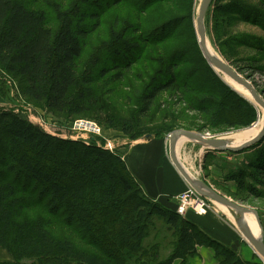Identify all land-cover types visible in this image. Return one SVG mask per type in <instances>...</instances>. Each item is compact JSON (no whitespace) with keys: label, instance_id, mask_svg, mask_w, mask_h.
Returning a JSON list of instances; mask_svg holds the SVG:
<instances>
[{"label":"trees","instance_id":"1","mask_svg":"<svg viewBox=\"0 0 264 264\" xmlns=\"http://www.w3.org/2000/svg\"><path fill=\"white\" fill-rule=\"evenodd\" d=\"M120 2L111 0L110 5L107 0H73L68 10L55 5L59 23L56 30L45 11L29 8L20 0H0V71L18 81L27 99L45 103L51 112L74 115L89 110L85 106L89 97L93 99L92 84L112 71L118 72L116 79H121L122 72L129 71L141 58V42L125 39L122 48L113 51L122 64L114 62L109 65L111 70L100 68L95 76L91 71L81 77L78 74V61L88 38L100 28L104 12ZM139 32L140 27H136L134 33ZM173 59L162 62L164 68L140 97L138 118L150 112L162 94L187 88L179 82ZM203 60L207 61L204 56ZM206 64L210 74L219 79L225 100L208 97V101H198L195 110L208 119L210 127L251 126L259 117L257 106L233 92ZM230 96L235 101H229ZM105 116L97 118L106 128L120 129L130 140L142 136L140 121L119 125L120 121ZM174 129L151 133L153 138H164ZM263 140L253 146L259 148L256 157L264 153ZM2 150L10 152L16 163L9 166L8 172L14 174L12 177L19 172L28 186L24 182L17 186L13 181L7 183L6 176H0V247L15 257L14 262L0 264H28L23 263L25 259L32 260L29 264H172L176 259L187 261L198 246L214 248L220 264H232L234 259L244 262L233 248L212 237L192 218L195 212L189 211L183 217L177 212L175 199L165 205L151 198L118 153L93 141L88 145L82 140L58 137L20 115L1 111L0 162L8 165ZM259 163H264L263 156ZM21 193L30 199H18ZM250 193L260 195L254 189ZM30 207H41L45 214L34 221L17 223L16 216ZM155 217H160L176 236L172 254L160 262L155 261L160 245L146 243L156 224ZM54 222L77 233L82 231V238L94 244L100 255L76 249L69 239L53 237L48 227ZM10 231L16 237L13 244L7 239Z\"/></svg>","mask_w":264,"mask_h":264},{"label":"rangeland","instance_id":"2","mask_svg":"<svg viewBox=\"0 0 264 264\" xmlns=\"http://www.w3.org/2000/svg\"><path fill=\"white\" fill-rule=\"evenodd\" d=\"M20 1H24L29 8L45 11L51 27L57 30L59 23L55 5L63 6L64 10H68L73 0ZM93 1L96 2V0ZM107 2L113 5L111 0H107ZM200 3L201 0H121L119 4L106 10L101 18L100 28L90 35L83 56L78 61L79 76L81 77L89 71L95 76L100 74L98 70L103 67L111 70L112 66L109 67V65L120 62V58L114 57L113 51L122 48V41L125 39H138L141 42V58L135 61L136 64L129 71L122 72L121 79H116L115 74L118 72L112 71L93 83L91 86L93 99L89 97V103L85 106L89 110L74 115L51 112L45 103L27 99L22 94L18 81L0 71V112L10 111L20 115L43 131L58 137L82 140L84 143L86 141H93L95 144L97 141L103 143V139L99 137L91 139L72 137L75 136V133L70 129L72 122L77 119L94 120L104 128V131L112 130L121 136H116L122 138L117 141L119 145L116 153L122 143L125 144L131 140L120 129L106 128L104 121L99 120L98 116L106 119L105 115H107L111 121H120L119 125L140 121V129L143 132L138 139H151L154 137L151 131L175 127L173 131L184 129L204 134L210 133L212 134L210 137L224 141L231 139L233 143L229 146L239 143L242 139L236 140L240 136L243 137L245 134L251 133L263 121L264 112L260 107L257 106L259 114L257 121L249 127L234 129L223 126L210 127L208 119L195 110L197 106L195 104L198 101L202 103L203 99L206 101L210 98L225 100L222 97L224 92L219 84V79H215L210 74L206 64L209 62L203 60L204 55L199 44L196 27ZM91 5L94 7V3ZM94 9L97 10L95 7ZM136 27H140L141 32L134 33ZM206 27L208 41L212 49L221 59H224L244 78L248 79L264 98V0H213L206 17ZM117 35L118 37L115 38ZM139 37H141L140 40ZM135 54H137L136 51ZM172 57L178 66L176 72L179 82L185 83L187 88L183 89V92L171 91L162 94L150 112L141 119L138 118L140 97L148 89L153 78L158 77L159 69L164 68L162 62L165 59H172ZM205 60L207 59L205 58ZM122 62L120 63L122 64ZM215 73L223 80L221 73L217 70ZM230 88L232 87L230 86ZM232 91L236 90L232 88ZM236 93L238 92L236 91ZM230 98L229 101H235L234 96H230ZM173 131L164 135L167 136L168 153L169 135ZM192 149L195 153H191ZM257 151L259 148H253V146L239 152L204 148L203 145L188 138L178 146L180 159L193 177L203 180L238 204L260 210L264 228V163H259L260 157L264 158V153L256 157ZM2 153H4L3 156L8 165H2L0 162V176L8 177H5L7 183L13 181L16 186L20 183L23 184L25 180L20 177L19 172L15 177H12L14 174L7 170L10 165H16L9 154L10 152L2 150ZM253 161L258 163H253ZM19 178H21L20 182H16L15 180ZM26 186H28L27 183ZM250 189L259 191L260 195L253 196ZM16 197L30 199V196L24 193L18 194ZM209 203H211V208L208 211L211 209L218 211V207L235 223L234 216L236 215L231 209L215 201L213 203L209 201ZM44 214L43 208L30 207L23 209L20 216H16V222L20 223L28 219L34 221ZM155 223L146 243L157 242L160 245L159 257L155 260L160 262L172 254L176 236L160 217H155ZM256 225L255 233H260L258 223ZM48 228L53 237L69 239L74 243L76 249L100 255L94 244L82 238V231L77 233L55 222ZM236 228L238 229L237 226ZM15 238V233L8 232L7 239L10 244H13ZM216 239L225 244L219 238L216 237ZM30 262L32 260L29 259L23 261L28 264ZM259 262L264 264V258L261 257ZM232 264L249 263H238L237 259H234Z\"/></svg>","mask_w":264,"mask_h":264},{"label":"crops","instance_id":"3","mask_svg":"<svg viewBox=\"0 0 264 264\" xmlns=\"http://www.w3.org/2000/svg\"><path fill=\"white\" fill-rule=\"evenodd\" d=\"M115 133L116 132L112 130H105L103 136L107 139L122 140V138H119L121 136ZM166 139L167 136H164V138L131 140L125 142V144L122 143L121 148L118 150V154L126 161L130 171L142 184L146 193L156 201L169 205L171 204V198L187 191L189 186L186 179L173 165L168 153V142H166ZM98 142L99 141H97V143ZM186 152L188 154V151ZM191 153H195L193 149ZM177 154L180 159L178 146ZM181 164L184 166L182 161ZM186 170L188 171L187 168ZM217 210L223 214L215 209H211L204 215H197L194 213H191V215L206 232L219 238L226 245L233 248L244 262L249 264H261L259 262L261 256L236 228L238 225L232 221L229 215L219 210L218 207ZM14 261V255L7 249L0 247V262ZM172 264H220V260L214 248L198 246L197 252L187 261L176 259Z\"/></svg>","mask_w":264,"mask_h":264},{"label":"water","instance_id":"4","mask_svg":"<svg viewBox=\"0 0 264 264\" xmlns=\"http://www.w3.org/2000/svg\"><path fill=\"white\" fill-rule=\"evenodd\" d=\"M213 0H201L198 15L196 18V27L197 33L199 36V44L202 49L204 57L207 59L209 64L216 70L223 72L228 76L232 81L238 85L244 86L250 94L254 97L257 103L264 107V98L262 95L255 89V87L249 82L248 79L244 78L238 71H236L228 62L224 59L214 57L210 54L207 49L206 42L208 38L207 27H206V16L208 10L212 4ZM187 137L188 139L198 142L203 145L205 148H211L220 151H233L239 152L248 147L256 145L264 138V127L257 137L244 143L240 146H228L226 141L221 139L208 138L206 134L200 132H194L184 129H177L173 131L169 138V155L173 162V165L177 171L186 179V181L191 185L200 195L209 198L217 203L223 204L230 209L234 210L235 215L237 216L238 229L241 232L242 236L247 240L248 243L254 248V250L264 258V228L260 218L259 211L257 209H251L244 205L238 204L226 196L219 193L209 184L204 182L201 179H192L185 169L182 167L181 162L177 156V142L181 137ZM94 138V137H92ZM246 213H253L256 216L258 225L261 229V235L259 238H256L248 225L245 215Z\"/></svg>","mask_w":264,"mask_h":264},{"label":"built area","instance_id":"5","mask_svg":"<svg viewBox=\"0 0 264 264\" xmlns=\"http://www.w3.org/2000/svg\"><path fill=\"white\" fill-rule=\"evenodd\" d=\"M70 129L75 133V136H72L73 138L91 139L92 137H99L103 139V143L100 141L97 143L99 146H102L111 152H117L116 149L119 142H117L116 139L105 138L103 136L104 128L94 120L77 119L70 124ZM205 134L212 136L210 133ZM84 135H87V137H84ZM85 143L89 145L91 142L86 141ZM188 186L189 188L187 191L173 197V199L178 202L177 212L183 217H186L189 211H193L198 215L206 214L208 209L211 208V203H209V201H212L209 198L200 195L191 185H189V183Z\"/></svg>","mask_w":264,"mask_h":264},{"label":"bare ground","instance_id":"6","mask_svg":"<svg viewBox=\"0 0 264 264\" xmlns=\"http://www.w3.org/2000/svg\"><path fill=\"white\" fill-rule=\"evenodd\" d=\"M206 46H207V49L208 51L210 52L211 55H213L214 57H217V58H220L218 56V54L212 49V47L210 46L209 44V41H208V38H207V42H206ZM221 59V58H220ZM219 73H221L223 75V80L229 84L233 89H235L241 96H244L246 99H248L251 103H253L254 105L260 107L261 110H263L264 112V107H262L259 103L256 102V100L254 99V97L250 94V92L242 85H238L237 83H235L234 81H232V79H230L228 76H226L223 72L219 71L218 69H216ZM264 127V119L263 121L261 122V124L254 130L252 131L251 133L249 134H245V136L238 138L236 141H240L242 139V141H240L239 143H235L233 146H240L242 145L241 143H247L248 141L252 140L250 139L251 137H257L259 135V133L262 131ZM208 138H214V139H217L215 137H210V136H207ZM254 137V138H255ZM187 137H184V136H181L179 139H178V142H177V146H179L180 144L183 143L184 139H186ZM253 138V139H254ZM244 139V140H243ZM250 139V140H249ZM190 140V139H189ZM222 140V139H221ZM192 141V140H191ZM234 141V142H236ZM226 143L229 145H231V143H233V141L231 139H227L226 140ZM243 143V144H244ZM178 156V154H177ZM179 158V157H178ZM180 160V159H179ZM181 162V161H180ZM182 167L185 169V171L187 172V174L192 178V179H199V178H196V177H193L187 170L186 168L183 166V164H181ZM213 201V200H212ZM227 207V206H226ZM229 208V207H227ZM230 209V208H229ZM232 210V209H231ZM234 212V210H232ZM235 215V213H234ZM245 218H246V221L248 223V225L250 226V229L253 233V235L256 237V238H259L260 235H261V229L259 227V232L260 233H255L256 232V229H257V220H256V216L253 214V213H246L245 215ZM234 219H235V223L237 224V218L236 216H234ZM238 225V224H237Z\"/></svg>","mask_w":264,"mask_h":264}]
</instances>
